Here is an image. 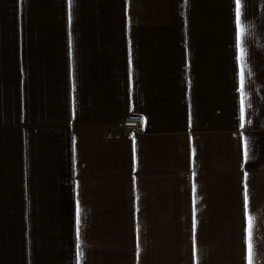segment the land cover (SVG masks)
Segmentation results:
<instances>
[{
    "label": "crops",
    "instance_id": "0c3cea01",
    "mask_svg": "<svg viewBox=\"0 0 264 264\" xmlns=\"http://www.w3.org/2000/svg\"><path fill=\"white\" fill-rule=\"evenodd\" d=\"M241 27L238 60L235 0H0V264H248L245 186L264 264V0Z\"/></svg>",
    "mask_w": 264,
    "mask_h": 264
},
{
    "label": "snow or ice",
    "instance_id": "6c2138e0",
    "mask_svg": "<svg viewBox=\"0 0 264 264\" xmlns=\"http://www.w3.org/2000/svg\"><path fill=\"white\" fill-rule=\"evenodd\" d=\"M71 2V0H69ZM241 4L242 0H235V24H236V40H237V48L240 50V54L237 57L238 60L243 59V49L240 47L241 44V37L243 35V29L241 27ZM240 92H241V98H240V107H239V120L240 124L239 127L243 129L245 127V99H244V86H245V72L243 66L240 68ZM244 158L245 160L248 159V150H247V143L245 142L244 144ZM193 193H195V185H193ZM243 208L245 212V217L247 220V227H246V236H247V248H248V253H249V261L248 264H252L251 260V250H252V219L251 217L248 216V209H249V196H248V191L247 187L245 186L244 188V194H243ZM80 225H81V210L79 205H77L76 209V227H77V240L79 241L80 236ZM197 226V220H196V213L195 210L193 211V217H192V229L193 233H195ZM79 247V244L77 245Z\"/></svg>",
    "mask_w": 264,
    "mask_h": 264
},
{
    "label": "built area",
    "instance_id": "2783aa9c",
    "mask_svg": "<svg viewBox=\"0 0 264 264\" xmlns=\"http://www.w3.org/2000/svg\"><path fill=\"white\" fill-rule=\"evenodd\" d=\"M144 118L141 115H128L117 123V127L122 129L127 137L143 131Z\"/></svg>",
    "mask_w": 264,
    "mask_h": 264
}]
</instances>
